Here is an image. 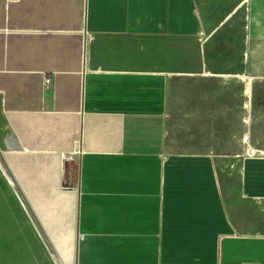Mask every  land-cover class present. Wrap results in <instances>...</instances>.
<instances>
[{
    "label": "crops",
    "instance_id": "crops-1",
    "mask_svg": "<svg viewBox=\"0 0 264 264\" xmlns=\"http://www.w3.org/2000/svg\"><path fill=\"white\" fill-rule=\"evenodd\" d=\"M216 1L0 0L1 264L36 227L74 262L79 196L80 264H231V244L235 264H264V232L231 225L217 157L173 129L197 119L186 44Z\"/></svg>",
    "mask_w": 264,
    "mask_h": 264
},
{
    "label": "rangeland",
    "instance_id": "rangeland-1",
    "mask_svg": "<svg viewBox=\"0 0 264 264\" xmlns=\"http://www.w3.org/2000/svg\"><path fill=\"white\" fill-rule=\"evenodd\" d=\"M244 1H216L210 29L188 40L187 64L197 66V72H188L198 77L189 94L198 97V114L181 130L180 121L173 120V129L189 132L192 139L198 136L217 157L231 225L241 234H258L264 232V0ZM249 86L251 95H246ZM34 235L29 243L25 233L12 232V264H35L36 255L43 264H59L43 230L36 227ZM236 249L231 244V264L237 260ZM257 258L264 260V255Z\"/></svg>",
    "mask_w": 264,
    "mask_h": 264
},
{
    "label": "water",
    "instance_id": "water-1",
    "mask_svg": "<svg viewBox=\"0 0 264 264\" xmlns=\"http://www.w3.org/2000/svg\"><path fill=\"white\" fill-rule=\"evenodd\" d=\"M76 148L79 150V148H80V144L79 143L76 145ZM79 224H80V196L78 198L77 222H76V232H75V254H74L75 258H74V264H80L79 263V242H80V228H79ZM26 236H27V234H26ZM27 238L30 239V240H33L32 238H30V234H28ZM33 238L36 240L35 235H34ZM36 243H37V241H36ZM55 257H56V254H55ZM35 258H36V261H37V262L35 261V264H38V263L39 264H43L42 258H41L40 261L38 260V256L37 255H36ZM56 259H57V257H56ZM57 261L59 263L58 259H57Z\"/></svg>",
    "mask_w": 264,
    "mask_h": 264
},
{
    "label": "built area",
    "instance_id": "built-area-1",
    "mask_svg": "<svg viewBox=\"0 0 264 264\" xmlns=\"http://www.w3.org/2000/svg\"><path fill=\"white\" fill-rule=\"evenodd\" d=\"M91 39V35L90 34H86L84 35V49H85V53H86V47H87V43L89 42V40ZM44 81L47 85H49L51 83V79L50 77L46 76L44 78ZM246 264H260V263H246Z\"/></svg>",
    "mask_w": 264,
    "mask_h": 264
},
{
    "label": "bare ground",
    "instance_id": "bare-ground-1",
    "mask_svg": "<svg viewBox=\"0 0 264 264\" xmlns=\"http://www.w3.org/2000/svg\"><path fill=\"white\" fill-rule=\"evenodd\" d=\"M248 83H250V82H248ZM246 92H247V95H251L250 86L247 87ZM248 121H249V120H248ZM248 139H249V137H248V135H247V137H246V141H248ZM60 264H62V263H60Z\"/></svg>",
    "mask_w": 264,
    "mask_h": 264
}]
</instances>
